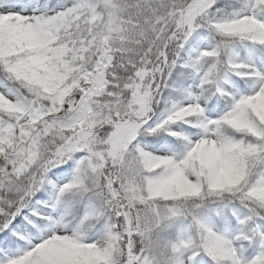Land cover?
I'll list each match as a JSON object with an SVG mask.
<instances>
[{"label": "snow or ice", "instance_id": "6c2138e0", "mask_svg": "<svg viewBox=\"0 0 264 264\" xmlns=\"http://www.w3.org/2000/svg\"><path fill=\"white\" fill-rule=\"evenodd\" d=\"M0 264H264V0H0Z\"/></svg>", "mask_w": 264, "mask_h": 264}]
</instances>
